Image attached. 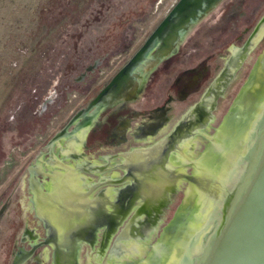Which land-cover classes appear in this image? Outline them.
Segmentation results:
<instances>
[{"label":"water","instance_id":"1","mask_svg":"<svg viewBox=\"0 0 264 264\" xmlns=\"http://www.w3.org/2000/svg\"><path fill=\"white\" fill-rule=\"evenodd\" d=\"M221 1H53L0 120V213L26 169L35 214L46 229L36 242L34 228L25 227L10 248L12 264L41 243L53 245L52 264H91L85 241L94 242L103 227L102 253L135 204L116 242L126 241L124 254L138 253L139 240L132 238L159 218L180 176L179 192L163 214L174 218L172 225L149 257L129 259L113 244L104 264H171L189 239L179 264H264V108L221 195L220 173L212 169L224 164L184 160L204 140L208 150L221 146L223 159H232L264 102L263 33L244 66L248 75L235 79L217 105L264 25L263 15L184 113L264 11V0ZM216 105L210 125L187 140ZM187 163L200 169L181 173ZM185 180L196 193L189 201ZM3 231L0 251L9 229ZM25 242L33 248L20 245ZM33 264L45 262L36 254Z\"/></svg>","mask_w":264,"mask_h":264},{"label":"trees","instance_id":"2","mask_svg":"<svg viewBox=\"0 0 264 264\" xmlns=\"http://www.w3.org/2000/svg\"><path fill=\"white\" fill-rule=\"evenodd\" d=\"M222 1H224V0H222ZM263 15H264V11L262 12V14L260 16H258L256 18L254 23L249 27V29L246 31V33L242 36V40H240L237 43L238 47L244 44L245 40L248 38V36L250 35V33L252 32V30L254 29V27L256 26V24L262 18ZM263 33H264V25L261 27V29H260V31H259V33H258V35L254 41L253 46L251 47L250 51L248 52L247 57L244 59V61L242 62L241 66L238 68V70L235 72L234 76L230 79V81L228 82L223 93H221L219 95V98L217 100V105H218L219 99L222 97H225L229 93V88L235 79H237V78L241 79L244 76V73L248 75V73H246V71L244 70V66L248 63L247 61L250 57V54H251L253 48L258 43V40L262 37ZM186 34H187V31H186L185 35ZM184 38H185V36H184ZM180 46H181V42L179 43L177 50L180 49ZM232 51H233V49H231L226 55H224L219 60L217 68L215 69V71L210 73V75L207 77L206 81L202 85L201 89L199 90V97L184 111V113L201 98L202 94L204 93L206 88L210 85L212 80L224 68L226 61L229 58V56L231 55ZM166 59L167 58H164L161 62H159L156 68L160 67L162 63L166 62ZM247 75H246V77H247ZM242 86H243V84H242ZM237 94H238V92H237ZM217 105L215 106V108L213 110V115H211V118L209 119L208 124H206L204 127L210 125L212 120L215 118L214 111L217 108ZM263 108H264V102L262 103V105L259 107L256 114L254 115L253 120H252L249 128L247 129V131L245 132V134L243 136L242 143L240 145L241 147L239 148L237 154H235L232 157V159H230V160H224L223 159V156L220 154V150L222 149L221 146H217V147H214V148L208 150V148L206 147V144H205V140H204L203 142H201L202 145L197 146V148L190 147L189 152L186 153V155L184 157V160L185 161H187V160H200V164H202V162H206V160L213 159L217 165H219V163L224 164V166L219 165V166L215 167V170L211 168L213 170L212 171L213 173L214 172L220 173V175H218V179L219 178L224 179L226 177L228 169H229V167H231L232 163L239 156H242L247 152V138L249 136V133L254 129L255 121L260 117ZM183 114L180 116V118L183 116ZM198 133H199V129H197L195 131V133L187 140L192 141V140L196 139ZM210 135H212V133H210ZM207 138L208 137H206V139ZM187 140H185V141H187ZM185 141H183L181 144H179V146L182 145ZM169 158H171V154H170ZM200 164H196L194 167L193 166H190V167L185 166L183 171L186 173H191V174L197 173V171L200 169ZM28 175H29V173L25 169V171L23 172V175H21V178H20V183H19L20 190H19V187L17 188V186H18L17 185L15 187L14 191H12L10 193V197L7 200V203H6L5 207L3 208L2 212L0 213V235L2 232H4L3 231L4 228H5V230L9 229V231H10V232L8 231V234H7V236H8L6 239L7 241L6 240L2 241L3 247H2V250L0 251V253H1L0 264H12L13 259H14V255H13V253H10V248L12 246L13 240L15 238L18 241L21 240L20 236L23 234L25 227L27 225H31L35 229L36 233L38 234V238H37L38 240L36 242H41L42 240H44V238L46 236V229L43 225V222L35 214V208H34V203H33V192L30 191V189H29ZM180 179L177 180V186L179 185ZM181 183H184V195H185V198L189 201V199L193 198L194 195H196V193L194 192L195 190L193 191V188L188 181L185 180V181H182ZM222 191H223V189H221L217 195L218 196L221 195ZM178 192L179 191H177V193ZM96 193L93 194L92 197H94L96 195ZM212 203H213V201L211 202V204ZM132 212H133V210H132ZM170 220H171V218L169 220H167V219H164V217H163L160 220V222L158 223V225L156 226V233H154V230L150 231V235H151L150 237L152 238L153 236L156 237L157 235H160L161 232L164 230V228L170 224ZM2 224H3V227H2ZM123 224L119 227L118 231L121 230ZM98 232L99 233H98L97 242L95 243L94 247L92 248L91 254L89 255V262L91 264H96L95 259L97 256V250H98V247L100 244V239L102 237L103 229H100ZM25 244H27V243L25 242V243L20 244V245L25 246ZM27 246H28V248H31L30 243H28ZM81 249L82 248L80 247V250L78 253V258H79V255L81 253ZM36 254H39L42 257L45 264H52L53 263V245L51 243H41L38 247H36L33 250L32 254L21 264H33L34 263V257ZM180 258H181V254H179L176 257V261L174 264H178Z\"/></svg>","mask_w":264,"mask_h":264},{"label":"rangeland","instance_id":"3","mask_svg":"<svg viewBox=\"0 0 264 264\" xmlns=\"http://www.w3.org/2000/svg\"><path fill=\"white\" fill-rule=\"evenodd\" d=\"M54 0H0V120Z\"/></svg>","mask_w":264,"mask_h":264},{"label":"flooded vegetation","instance_id":"4","mask_svg":"<svg viewBox=\"0 0 264 264\" xmlns=\"http://www.w3.org/2000/svg\"><path fill=\"white\" fill-rule=\"evenodd\" d=\"M253 31V30H252ZM251 34V33H250ZM249 37V36H248ZM240 40H242V36H241V38H240ZM239 40V41H240ZM247 40V39H246ZM245 40V41H246ZM238 41V42H239ZM245 43V42H244ZM254 44V43H253ZM253 44L251 45V47L253 46ZM242 46V45H241ZM241 46H239V47H241ZM236 47H238L237 46V44H236V46L233 48V51H235V48ZM238 47V48H239ZM251 47H250V49H251ZM232 51V52H233ZM250 51V50H249ZM248 51V52H249ZM232 54V53H231ZM238 70V69H237ZM228 84V83H227ZM223 93V92H222ZM220 95V94H219ZM219 98V97H218ZM211 118V117H210ZM257 121V120H256ZM256 121H255V123H256ZM209 122V121H208ZM208 122L206 123V124H208ZM96 122H94L93 124H95ZM205 124V125H206ZM204 125V126H205ZM204 126H202V127H199V128H197V129H200V128H203ZM196 129V130H197ZM195 130V131H196ZM153 145V144H152ZM151 146V145H150ZM178 149V148H177ZM176 149V150H177ZM176 150H174V151H176ZM173 151V152H174ZM173 152H171V156H172V153ZM240 157V156H239ZM238 157V158H239ZM238 158L232 163V165H231V167H229V169H228V172L231 170V168L232 169H234V167H235V163L237 162V160H238ZM192 161V160H191ZM194 161V160H193ZM188 164V163H187ZM188 167H190V166H195V163H189L188 165H187ZM181 173H186V172H184L183 170H181L180 171ZM227 172V173H228ZM189 174H191V173H189ZM180 178H182V176H180V177H178L177 178V180L178 179H180ZM126 179H128L127 177H126ZM177 180H176V185H175V192L173 193V195L171 196V198H170V200L168 201V203H167V205L166 206H163L162 208H161V214H160V216H159V218H157L155 221H154V223L149 227V228H147L146 230H145V234L143 235V236H138V237H134V238H132V240L134 239V240H139V241H137L138 242V244L136 245V247L138 248L139 247V249H137V251H138V253L136 252V251H133L132 252V254H124V252H125V250L123 249V247H125L126 246V241H122V245L121 246H119V245H117V243H118V241L116 242V238H117V236L119 235V234H121L122 233V231H123V229H124V227H125V225H126V223L128 222V220L132 217V215L135 213V211L137 210V208H138V205L137 204H135V205H132L131 206V208L129 209V212L127 213V215L123 218V220H122V222L116 227V229H115V232L113 233V235H111V237H109V239H108V242H107V244H106V246H105V248L103 249V251H102V253H100V247H101V244H102V240H103V232H104V228L103 227H101L100 229H103V232H102V237H101V239H100V244H99V247H98V250H97V256H96V261H95V263H97V264H104V263H106V260L108 259V257H109V254L111 253V246L113 245V244H115V245H117V248H118V250L120 249L121 251H120V254H123L124 256H126L127 258H129L130 259V256L131 257H138L140 254L141 255H143L144 253H145V255H147V253L148 254H150V252H151V249H153V248H155V245L157 244V243H159V242H161V239H162V237H163V235L165 234V232L167 231V229H168V227L169 226H171L172 225V220L174 219V218H171V220H170V224L168 225V226H166L165 228H164V230L161 232V234L160 235H157V237H150L151 235H150V231H153L154 230V233H156V226L158 225V223L160 222V220L162 219V217H163V214H164V210L165 209H168V207H169V205L171 204V200L173 199V197H174V195L177 193V191H178V186H177ZM128 182H122L121 183V185L122 186H124L123 184H127ZM219 185H218V190L216 191V193H219V191L221 190V189H225V186L227 185V178H224V179H220L219 178V181L217 182ZM129 184V183H128ZM121 185H116V186H114L113 188L115 189V188H121L122 186ZM103 192V191H102ZM98 193V192H97ZM96 193V194H97ZM215 193V194H216ZM181 208V205L179 206V209ZM132 210H133V212H132ZM132 212V213H131ZM177 215V214H176ZM175 215V216H176ZM169 220V219H168ZM43 222V221H42ZM124 223V224H123ZM123 224V226H122V228H121V230L120 231H118V229H119V227L121 226ZM100 229H98V231L100 230ZM35 230V229H34ZM97 231V237H96V239H95V241L94 242H91V241H85V242H87L89 245H90V247H91V251H92V248L94 247V245H95V243L97 242V239H98V232ZM46 237V236H45ZM199 237V236H198ZM153 239V240H152ZM128 240V239H127ZM129 240H131V239H129ZM189 241H190V245H191V239H189L188 240V242L186 243V248L183 250V254H184V252L185 251H189ZM83 242V241H82ZM81 242V244H80V247H81V245L83 244V243H85V242H83L82 243ZM83 246V245H82ZM33 248V247H32ZM31 248V249H32ZM36 247H34V249H35ZM82 248V247H81ZM146 248H148V249H146ZM80 250V249H79ZM31 251V250H30ZM91 251L89 252V254H88V261H89V255L91 254ZM33 252V251H32ZM32 252H30V254H29V256L32 254ZM79 253V252H78ZM99 253L101 254V255H99ZM115 254H119V252H117V251H115L114 252ZM108 254V255H107ZM183 254H181V257L183 256ZM138 255V256H137ZM179 255V254H178ZM177 255V256H178ZM16 256V255H15ZM15 256H14V259H15ZM28 256V257H29ZM176 256V257H177ZM27 257V258H28ZM147 257H149V255H147L146 256V258ZM176 257H175V259H174V261L171 263V264H174L175 263V261H176ZM26 258V259H27ZM141 259H144V256H141L140 257ZM14 259H13V261H14ZM25 259V260H26ZM24 260V261H25ZM180 260H181V258H180ZM180 260H179V262H180ZM24 261H22L21 263H23ZM79 261H80V259H79ZM179 262H178V264H179ZM13 263V262H12ZM20 263V264H21ZM90 263V262H89ZM131 264H133L134 263V260L133 261H131L130 262Z\"/></svg>","mask_w":264,"mask_h":264}]
</instances>
